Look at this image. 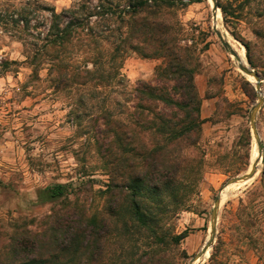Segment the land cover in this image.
<instances>
[{
    "label": "rangeland",
    "instance_id": "374dc122",
    "mask_svg": "<svg viewBox=\"0 0 264 264\" xmlns=\"http://www.w3.org/2000/svg\"><path fill=\"white\" fill-rule=\"evenodd\" d=\"M75 1L0 0V247L16 233L41 231L56 213L74 211L90 216L101 211L107 200L103 191L109 173L101 157V139L95 132L99 121H92L105 95L95 97L92 106H86L87 112L79 113L78 125L68 99L52 90L48 65L43 64L33 75L27 59L35 49L32 43H36L30 34L45 33L51 11L61 12ZM178 1L190 4L170 18L179 21L182 38L196 46L200 65L195 84L201 99L200 114L205 119L198 152L203 171L186 198L185 211L173 222L175 233L188 230L187 237L172 251L174 264H188L207 238L219 188L248 168L252 150L257 149L249 123L257 100L254 82L238 69L216 32L236 45L248 62L247 44L258 67L249 65L264 77V38L254 33L256 27L264 30V0H216L217 4L229 3L233 13L225 23L218 6L216 30L210 0ZM24 6L29 21L25 30L22 24L9 22L12 12ZM79 55L72 48L65 57L77 59ZM39 56V61L50 58ZM160 62L128 54L121 72L129 88L152 80ZM260 87L264 94V80ZM109 94L123 99L115 92ZM255 124L262 148L257 174L221 200L214 242L202 264H264V101ZM53 183L68 184L67 195L47 201L42 191ZM57 264L71 263L62 258Z\"/></svg>",
    "mask_w": 264,
    "mask_h": 264
},
{
    "label": "trees",
    "instance_id": "16d2710c",
    "mask_svg": "<svg viewBox=\"0 0 264 264\" xmlns=\"http://www.w3.org/2000/svg\"><path fill=\"white\" fill-rule=\"evenodd\" d=\"M120 1L76 0L61 12L52 10L45 33L30 34L36 43L27 56L33 75L48 65L52 90L68 99L78 125L79 113L105 95L92 118L99 121L95 132L109 173L104 208L90 216L56 213L41 231L16 233L0 247V264H57L62 258L71 264H174L172 251L188 235L186 229L175 233L173 222L203 171L198 152L205 119L195 84L196 46L182 38L179 21L170 16L190 3ZM218 6L226 23L231 6ZM27 16L24 6L9 22L25 30ZM254 30L264 38L262 28ZM72 48L77 59L65 57ZM244 48L249 64L258 67ZM131 53L161 61L152 80L133 88L121 72ZM39 55L50 58L39 61ZM68 187L47 185L43 197H65Z\"/></svg>",
    "mask_w": 264,
    "mask_h": 264
},
{
    "label": "water",
    "instance_id": "95a60500",
    "mask_svg": "<svg viewBox=\"0 0 264 264\" xmlns=\"http://www.w3.org/2000/svg\"><path fill=\"white\" fill-rule=\"evenodd\" d=\"M212 5H211V12H212V18H213V23L216 21V16L218 12V4L216 0H210ZM213 28L215 29V26L213 24ZM216 30V29H215ZM216 35L220 39L222 45L228 50V52L233 55L237 56L235 51L232 49L230 43L225 40L224 36L222 35L221 32L217 31ZM238 69L245 75L252 77L254 79V87L255 91L257 93V100L256 102L252 105L250 113H249V123H250V129L255 137V140L257 142V153H258V159L255 160L251 165L248 166V168L237 175H234L230 178H228L219 188L218 193L214 199L213 202V207L211 211V217H210V226H209V232L207 235V238L205 239L203 245L201 248L191 257L190 261L188 264H192L196 260H198L200 257H203L205 253L212 247L215 234H216V222H217V215H218V210L221 204V193L222 191L232 185H237L240 183H245L254 178V176L257 174L258 168H259V163H260V156L262 154V148L261 144L259 142L257 130H256V124H255V115L260 109L261 105L263 104L264 101V94L261 91L260 83L264 80V77L261 76L257 71H255L249 63L246 61L245 63L240 62L237 65ZM230 195V194H229Z\"/></svg>",
    "mask_w": 264,
    "mask_h": 264
},
{
    "label": "bare ground",
    "instance_id": "6f19581e",
    "mask_svg": "<svg viewBox=\"0 0 264 264\" xmlns=\"http://www.w3.org/2000/svg\"><path fill=\"white\" fill-rule=\"evenodd\" d=\"M217 17H218V16H216V21H215V23H213L214 26H215V29H216V28L218 29ZM212 19H213V18H212ZM222 35H223V34H222ZM223 36H224V35H223ZM224 38H225V40H227L226 37H224ZM227 41L229 42L230 40H227ZM229 43H230V42H229ZM230 45H231L232 49L235 51V53H236L237 56H238V57H236V56H233V55L230 54L231 56H233V59H234V61H235V64L238 65L239 61L245 63L246 61H245V59H244V57H243L242 52H241L239 49H237L236 45H234L233 43H230ZM248 78H249L250 81L254 82V79H253L252 77H249V76H248ZM257 159H258V153H257V149H256V147H254L253 150H252V153H251L250 165H251L255 160H257ZM245 183H246V182H245ZM242 184H243V183H240V184L232 185V186H229V187L225 188V189L222 191V193H221V200H223L224 198H226V197L229 195V193L231 192V190H232L233 188H236L238 185L240 186V185H242ZM206 257H207V252L205 253V255H204L203 257H200L198 260H196V261L193 262L192 264H202V263L204 262V260H205Z\"/></svg>",
    "mask_w": 264,
    "mask_h": 264
},
{
    "label": "crops",
    "instance_id": "0c3cea01",
    "mask_svg": "<svg viewBox=\"0 0 264 264\" xmlns=\"http://www.w3.org/2000/svg\"><path fill=\"white\" fill-rule=\"evenodd\" d=\"M203 220V219H202ZM203 223L202 224H204V220L202 221Z\"/></svg>",
    "mask_w": 264,
    "mask_h": 264
}]
</instances>
